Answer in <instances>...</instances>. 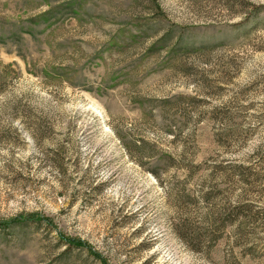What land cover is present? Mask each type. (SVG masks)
<instances>
[{
    "label": "rangeland",
    "instance_id": "1",
    "mask_svg": "<svg viewBox=\"0 0 264 264\" xmlns=\"http://www.w3.org/2000/svg\"><path fill=\"white\" fill-rule=\"evenodd\" d=\"M0 264H264V0H0Z\"/></svg>",
    "mask_w": 264,
    "mask_h": 264
},
{
    "label": "trees",
    "instance_id": "2",
    "mask_svg": "<svg viewBox=\"0 0 264 264\" xmlns=\"http://www.w3.org/2000/svg\"><path fill=\"white\" fill-rule=\"evenodd\" d=\"M3 226V227H6L7 226V224L6 223H0V226ZM102 264H105V262L104 261H102Z\"/></svg>",
    "mask_w": 264,
    "mask_h": 264
}]
</instances>
